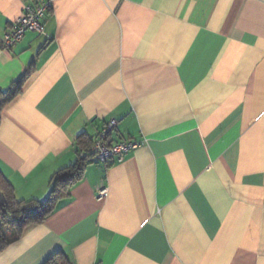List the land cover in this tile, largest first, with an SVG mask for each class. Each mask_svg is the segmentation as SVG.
<instances>
[{
    "label": "crops",
    "instance_id": "1",
    "mask_svg": "<svg viewBox=\"0 0 264 264\" xmlns=\"http://www.w3.org/2000/svg\"><path fill=\"white\" fill-rule=\"evenodd\" d=\"M39 1L42 34L4 49ZM22 78L0 118L16 199L111 119L140 146L88 164L0 264H264V0H0V89Z\"/></svg>",
    "mask_w": 264,
    "mask_h": 264
},
{
    "label": "trees",
    "instance_id": "2",
    "mask_svg": "<svg viewBox=\"0 0 264 264\" xmlns=\"http://www.w3.org/2000/svg\"><path fill=\"white\" fill-rule=\"evenodd\" d=\"M22 83L23 78L13 81L6 90L0 89V118L5 105L21 93ZM84 138L83 134L77 138L80 149L77 151L76 160L51 176L49 193L43 201L16 199L12 185L0 171V251L18 240L30 226L43 224L54 211L57 202L67 197L71 188L82 178L85 167L95 163L90 151L95 138L89 140ZM67 263L64 254L59 251L43 264Z\"/></svg>",
    "mask_w": 264,
    "mask_h": 264
},
{
    "label": "built area",
    "instance_id": "3",
    "mask_svg": "<svg viewBox=\"0 0 264 264\" xmlns=\"http://www.w3.org/2000/svg\"><path fill=\"white\" fill-rule=\"evenodd\" d=\"M48 7L49 5L45 1H39L35 7L30 5L25 6L19 17L13 21L10 31L2 38L1 44L3 48H12L22 40L26 32L42 34L41 20ZM116 127L117 120L111 119L104 123L99 130L90 149L92 159L96 164L108 165L111 162H120L126 153L140 146V143L130 140L112 142L109 135ZM107 193L106 188L99 189L96 199L100 200L104 198Z\"/></svg>",
    "mask_w": 264,
    "mask_h": 264
}]
</instances>
